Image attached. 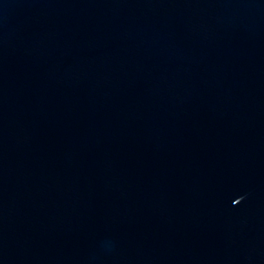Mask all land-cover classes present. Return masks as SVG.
Returning a JSON list of instances; mask_svg holds the SVG:
<instances>
[{"label":"water","instance_id":"obj_1","mask_svg":"<svg viewBox=\"0 0 264 264\" xmlns=\"http://www.w3.org/2000/svg\"><path fill=\"white\" fill-rule=\"evenodd\" d=\"M0 264H264V0H0Z\"/></svg>","mask_w":264,"mask_h":264}]
</instances>
